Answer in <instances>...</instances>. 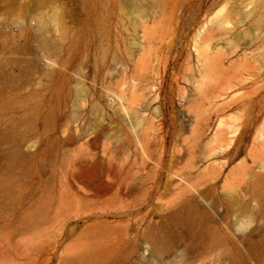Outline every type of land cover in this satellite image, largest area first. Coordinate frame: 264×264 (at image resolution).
<instances>
[{
    "label": "rangeland",
    "instance_id": "374dc122",
    "mask_svg": "<svg viewBox=\"0 0 264 264\" xmlns=\"http://www.w3.org/2000/svg\"><path fill=\"white\" fill-rule=\"evenodd\" d=\"M0 264H264V0H0Z\"/></svg>",
    "mask_w": 264,
    "mask_h": 264
},
{
    "label": "bare ground",
    "instance_id": "6f19581e",
    "mask_svg": "<svg viewBox=\"0 0 264 264\" xmlns=\"http://www.w3.org/2000/svg\"><path fill=\"white\" fill-rule=\"evenodd\" d=\"M223 15V14H222ZM222 15H220V17H222ZM228 15H229V13H227V15H226V17L225 16H223L221 19H218V20H215V22H211V25H213V26H217V27H224L225 25H227V24H229V20L227 19L228 18ZM219 17V18H220ZM229 18H232V16H230ZM210 23V22H209ZM208 24V23H207ZM230 24H231V20H230ZM215 26V27H216ZM210 27V26H209ZM208 27V28H209ZM212 29V27H210V31H219V30H221V29H219V30H217L218 28H215L214 30H211ZM210 31H206V33H212V35L210 36L209 35V37H207L206 36V38H205V35H204V38H203V36H199V41H196L195 40V42H194V51H195V53H196V62H197V68H198V73H199V79L201 80V83H202V81H206V80H210V78H211V80H213L212 78L214 77V75L216 74V72H217V70H219L220 68H221V65H222V62H221V55L220 54H217V56H218V58L216 59V57H213L212 58V56H211V49H212V41H214L215 40V38H217V37H215L214 36V32H210ZM208 33V34H209ZM214 33V34H213ZM202 34H203V32H202ZM202 34H199V35H202ZM214 36V37H213ZM213 38V39H212ZM214 47V46H213ZM237 49V48H236ZM233 52V51H232ZM220 56V57H219ZM247 57H249L248 56V54H247ZM244 60V59H243ZM231 66V65H230ZM237 66H238V68L239 67H241L242 66V68H243V65H241V64H237ZM234 67V66H233ZM236 68V67H235ZM249 68V67H248ZM236 70H238V69H233V71L235 72ZM239 70H240V68H239ZM223 71H225V70H223ZM241 71V70H240ZM249 71H251V70H249ZM236 73V72H235ZM235 73L234 74H232V76H230L231 77V80H230V78H229V80H230V82L232 81V78L234 79V75H235ZM221 75V74H220ZM222 76V75H221ZM220 76V78H222ZM243 76V75H242ZM195 78V77H194ZM236 78V77H235ZM198 79V78H197ZM198 79V80H199ZM206 79V80H205ZM237 79V78H236ZM235 81V80H234ZM244 81H246V80H244ZM216 82V81H215ZM214 82V83H215ZM241 83L243 82V81H240ZM217 84V83H216ZM228 86H229V84L228 83H226ZM201 85V84H200ZM202 85L204 86V84L202 83ZM201 85V86H202ZM232 85V84H231ZM242 85V84H241ZM233 86V85H232ZM232 86H229V87H227L228 88V90H230V89H235V86L233 87V88H231ZM224 88V87H223ZM236 88H237V86H236ZM220 90V89H219ZM222 91H224V90H220V92L221 93H226V92H222ZM227 91V90H226ZM203 96H205V95H203ZM217 97H219V98H222L220 95L218 96V94L216 95ZM215 96V97H216ZM205 98V97H204ZM206 99V98H205ZM217 100V99H216ZM214 101V100H213ZM237 129V128H236ZM235 129V131H237ZM246 237V236H245Z\"/></svg>",
    "mask_w": 264,
    "mask_h": 264
}]
</instances>
